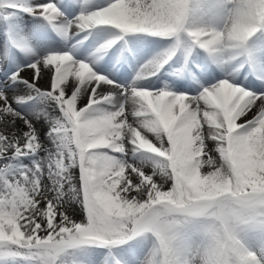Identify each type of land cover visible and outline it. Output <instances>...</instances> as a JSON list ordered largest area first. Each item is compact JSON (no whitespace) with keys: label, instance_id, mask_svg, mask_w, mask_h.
<instances>
[{"label":"snow or ice","instance_id":"6c2138e0","mask_svg":"<svg viewBox=\"0 0 264 264\" xmlns=\"http://www.w3.org/2000/svg\"><path fill=\"white\" fill-rule=\"evenodd\" d=\"M0 264H264V0H0Z\"/></svg>","mask_w":264,"mask_h":264}]
</instances>
